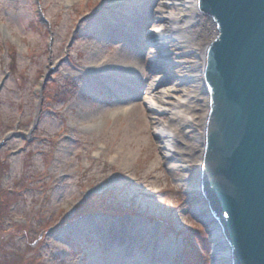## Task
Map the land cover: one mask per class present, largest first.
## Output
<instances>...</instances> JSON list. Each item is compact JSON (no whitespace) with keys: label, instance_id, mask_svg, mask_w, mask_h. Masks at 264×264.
<instances>
[{"label":"rangeland","instance_id":"obj_1","mask_svg":"<svg viewBox=\"0 0 264 264\" xmlns=\"http://www.w3.org/2000/svg\"><path fill=\"white\" fill-rule=\"evenodd\" d=\"M113 2L0 0V264H217L143 101L158 5L136 29Z\"/></svg>","mask_w":264,"mask_h":264},{"label":"water","instance_id":"obj_2","mask_svg":"<svg viewBox=\"0 0 264 264\" xmlns=\"http://www.w3.org/2000/svg\"><path fill=\"white\" fill-rule=\"evenodd\" d=\"M197 1L207 15L209 110L196 221L221 233L226 264H264V0Z\"/></svg>","mask_w":264,"mask_h":264},{"label":"bare ground","instance_id":"obj_3","mask_svg":"<svg viewBox=\"0 0 264 264\" xmlns=\"http://www.w3.org/2000/svg\"><path fill=\"white\" fill-rule=\"evenodd\" d=\"M151 2L158 5V15L155 23L146 28L144 41L149 47L151 57L149 63L155 75L144 77L143 85L147 94L143 101L158 115H165L164 120L162 118L151 120L153 128L159 138L162 152L169 160L176 161L177 167L183 173L181 179L189 181L187 183L191 185L193 178L187 175L190 171L198 174L199 169H196L197 166L192 160H189L190 151L178 140L184 139L186 131L193 130L191 146L198 148L197 153L201 159L205 143L203 128L209 110L208 88L203 66L205 50L208 47L207 15L198 8L197 0H116L113 5L106 8V12L113 16L114 13L122 14L120 9L122 5L127 4V9L132 11L129 14L125 13L129 22L127 25L137 29L149 16L147 9ZM109 69L111 68L105 64L102 70L109 72ZM94 74L109 77L107 73L94 72ZM167 77L171 78L168 86L164 85ZM198 127L201 128L200 132ZM195 195L198 196V193ZM204 204L199 196L196 197L193 210L200 218L205 216ZM209 228L214 243L212 259L217 264H226L225 250L218 244L221 233L215 230L211 223L208 224ZM131 232V239L134 238V233L137 236L140 234L138 230ZM114 233L115 235L110 239L111 244L114 242L112 240L119 238L116 229ZM124 238L127 240L128 235L126 234ZM131 244L132 242H129L128 246Z\"/></svg>","mask_w":264,"mask_h":264}]
</instances>
